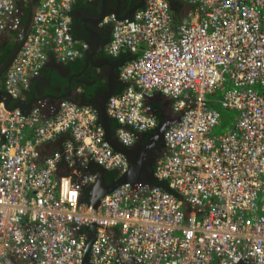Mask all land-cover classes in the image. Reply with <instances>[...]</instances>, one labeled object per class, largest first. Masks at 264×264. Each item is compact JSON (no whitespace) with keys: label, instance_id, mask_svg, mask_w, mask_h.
<instances>
[{"label":"built area","instance_id":"2783aa9c","mask_svg":"<svg viewBox=\"0 0 264 264\" xmlns=\"http://www.w3.org/2000/svg\"><path fill=\"white\" fill-rule=\"evenodd\" d=\"M76 1L39 0L3 76L9 93L21 96L48 49L67 62L89 48L72 33ZM173 1L144 0L131 18L103 19L112 24L106 51L135 53L120 70L128 85L107 102L120 142L158 126L153 92L172 98L178 117L153 168L159 183H121L95 208L84 199L97 181L90 167H129L97 109L65 98L29 112L1 104L0 264H82L93 223L91 264H264V0H180L192 7L179 20ZM20 2L0 0V40L20 30ZM220 108L232 113L218 134ZM66 132L40 161V147Z\"/></svg>","mask_w":264,"mask_h":264},{"label":"water","instance_id":"95a60500","mask_svg":"<svg viewBox=\"0 0 264 264\" xmlns=\"http://www.w3.org/2000/svg\"><path fill=\"white\" fill-rule=\"evenodd\" d=\"M21 5V15L23 17V22L20 30L16 34V37L11 41V48L7 56L2 60L1 59V48L3 45L0 44V105L3 104L6 108H20L23 111L29 112L31 108L37 104V102L42 98L36 95H33L29 99L25 96H14L9 93L3 86V76L7 69L14 62L18 52L20 51L25 39L30 33L34 21V15L36 9L39 5V0H27V5H24L23 2H20ZM144 5V0H106L100 2V0H94L90 5V20L95 27H99L103 24V19L106 15L110 13H115L118 19H127L131 18L136 9ZM99 25V26H98ZM93 32L92 29H89ZM91 44V42H90ZM98 47V46H97ZM95 46L91 47L90 55L99 52V49ZM91 63L86 59L84 64L79 66L78 75H83L84 73L91 72ZM73 79L69 78L66 85H59L57 88L60 93L58 94H49L59 99H69L79 104H89L94 103V107L98 111L99 121L105 128V137L111 146L125 154L129 160L128 169L119 174L117 172L116 178L112 181H107L106 174L109 170L101 165L94 164L90 168H97V181L86 188L90 192V202L97 208L100 204L101 198L108 192L112 191L116 186L124 182H135V181H146L153 182L154 174L153 168L149 166V163L146 161L145 151L147 150L144 147L139 145H125L118 137L114 134L111 128V117L107 112V102L108 99L115 93L116 84L113 77L109 76L107 81V88L100 94L96 88L85 89L81 85L79 88L80 93L78 98H70V95L73 93ZM97 97V98H96ZM92 99V100H90ZM167 122H161L155 131V139L163 137L165 129L168 127ZM146 146V145H143ZM61 148V147H60ZM98 224L93 223L90 228L92 230L91 236L88 238L84 248L83 262L82 264H91L90 262V251L92 243L97 234Z\"/></svg>","mask_w":264,"mask_h":264},{"label":"crops","instance_id":"0c3cea01","mask_svg":"<svg viewBox=\"0 0 264 264\" xmlns=\"http://www.w3.org/2000/svg\"><path fill=\"white\" fill-rule=\"evenodd\" d=\"M94 0H77L72 8L70 13L71 17V27L74 37L78 40H84L89 43V49L83 52V54L74 60L63 62L59 60L56 52L52 49L47 50V56L43 68L38 74L31 76L30 81L27 85L21 87V94L25 97H32L33 95L39 96L48 101L49 105L57 104L60 100L49 94H58L59 85H66L67 80L72 78L73 81V93L70 95V98H78L80 90L78 87L80 85L89 90L96 88L99 93L103 88H107L108 77L111 76L115 80L116 89L115 93L119 90L120 87L124 89L129 82H125L120 78V70L123 64L135 56V53L126 50L122 51L117 55H111L106 51V45L111 39L112 36V24L103 23L99 27H95L90 20V5ZM106 0H100V2ZM192 5L185 1H173L172 10L175 17V20H179L181 16L188 11ZM89 29H92L91 32ZM91 42V44H90ZM101 48L99 52L90 55L91 47ZM137 55V53H136ZM88 60L91 63V72L84 73L83 75H78L79 66L84 64L85 60ZM97 98V97H96ZM29 99V98H28ZM92 100V99H90ZM149 101H151L158 112L161 115V122H167L168 125L176 121L177 114L172 109V98L166 96L158 91L153 92L150 96ZM94 106V103H89ZM117 124V127H114V124ZM158 124V125H159ZM119 123L111 118V128L116 135L117 128ZM157 128V127H156ZM156 128L151 129L156 131ZM150 131V130H149ZM145 132V131H144ZM140 132L137 136V139L144 133ZM71 135L69 132H66L59 136L57 139L43 144L41 149L40 161L53 152L55 149L62 147L65 139L69 138ZM117 136V135H116ZM164 139V137H162ZM136 139V140H137ZM93 171H97L96 167L91 168Z\"/></svg>","mask_w":264,"mask_h":264},{"label":"flooded vegetation","instance_id":"af4514ba","mask_svg":"<svg viewBox=\"0 0 264 264\" xmlns=\"http://www.w3.org/2000/svg\"><path fill=\"white\" fill-rule=\"evenodd\" d=\"M8 42L6 40H3L1 42V45L3 47L1 48V54L5 51V48L7 47ZM89 49V48H88ZM106 89V88H105ZM101 89L100 94L105 90ZM22 96V94H21ZM20 96V97H21ZM30 97H27V99ZM61 100V99H60ZM91 105V104H90ZM155 131L153 130H148L145 131L132 145H139L141 147L146 148L147 150L145 151L146 155V161L149 163V166L151 168H154V165L156 161L163 155L166 145L165 141L163 138L159 137L155 139L154 137ZM146 145V146H143Z\"/></svg>","mask_w":264,"mask_h":264},{"label":"trees","instance_id":"16d2710c","mask_svg":"<svg viewBox=\"0 0 264 264\" xmlns=\"http://www.w3.org/2000/svg\"><path fill=\"white\" fill-rule=\"evenodd\" d=\"M11 34H13L12 36H13V40L15 39V37H16V33H11ZM12 40V41H13ZM11 41L10 42H8V44H7V47L5 48V51L1 54V59L3 60L6 56H7V54L9 53V51H10V48H11ZM3 80V79H2ZM123 89H122V87H120L119 88V90L117 91V93H119V92H121ZM221 109V111H222V124H225V123H227V121H229V115L231 114V113H229L228 111L229 110H226V109H223V108H220ZM160 119H161V115H160ZM113 121H114V119H113ZM113 124H114V122H113ZM118 125L117 124H114V127H117ZM222 126V125H221ZM116 176H117V173H116V171H113V170H110L107 174H106V179H107V181H112L114 178H116ZM154 182V181H153ZM154 183H159L158 181H155ZM84 199L85 200H87V201H89L90 200V192L89 191H86L85 192V196H84Z\"/></svg>","mask_w":264,"mask_h":264},{"label":"rangeland","instance_id":"374dc122","mask_svg":"<svg viewBox=\"0 0 264 264\" xmlns=\"http://www.w3.org/2000/svg\"><path fill=\"white\" fill-rule=\"evenodd\" d=\"M12 35H13V34H11V33H9V32L5 33V35H4V36L2 37V39L0 40V44H1V42H2L3 40H6V42H10V41H12V40H13V36H12ZM215 95H216V96H221V95H222V92H221L220 90H218V91L215 93ZM228 112H229V113H232L231 110H229ZM227 123H228V124H227ZM227 123L222 124V127H221L220 125H218V126L215 128V132L219 134V133H222L223 131L227 130L228 127H229V125H230L229 122H227Z\"/></svg>","mask_w":264,"mask_h":264}]
</instances>
